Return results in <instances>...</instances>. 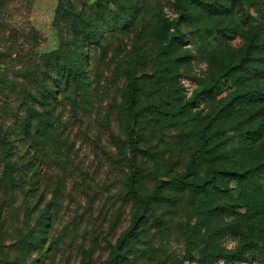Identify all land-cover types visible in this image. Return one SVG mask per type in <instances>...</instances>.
Wrapping results in <instances>:
<instances>
[{
  "label": "trees",
  "instance_id": "16d2710c",
  "mask_svg": "<svg viewBox=\"0 0 264 264\" xmlns=\"http://www.w3.org/2000/svg\"><path fill=\"white\" fill-rule=\"evenodd\" d=\"M174 2L184 10L185 20L195 26V39L203 44V52L210 64V78L202 82L204 88L197 89L191 101L180 105L174 103L175 98L180 100L174 95L178 91L180 68L183 64L189 65L193 56L184 48L185 39L171 32V24L162 13H155L153 20L146 22L139 19L140 7L136 0H94L89 7L82 5L81 8L74 0H59L60 45L38 55L36 43L31 42L28 54H22L23 61L17 66L12 63L13 54L19 59V51L10 45L7 34L12 30L3 21L9 3L0 0V48L3 49H0V223L5 225L11 211L22 226L31 209V195L35 197L40 192L37 200L42 202L47 200V193L53 185L54 189L60 184L62 188L67 186L66 175H61V183L51 181L43 166L51 169L50 159L58 144L55 132L62 125L68 129L72 120L75 128L74 120L79 118L77 115L83 108L92 127L102 122L109 129L110 142L117 151L115 154L109 151L108 159L123 171L122 192L124 198L133 201L134 208L130 226L118 244L110 245L104 264H135L129 256V249L121 247V242L129 243L134 230L150 220L153 198L165 186L190 194L188 199L213 218L215 227H209L210 232H220L226 227L222 218L228 213L233 212L235 219L240 220L238 206L246 207V216L254 219L250 222L256 229V240H242L231 249L206 241L203 247L194 251L197 255L190 250L196 264H218L220 259L233 264L247 255L264 263L263 187L258 183L264 180V144L253 148L264 138V109L261 106L253 111L252 107H246L254 97H264V26L259 22L252 26L253 30L245 33L244 53L241 52L238 59L231 58L225 50L226 38L230 36L228 27L219 25L213 18L222 16L227 24H233L232 13L238 0ZM143 13L145 18L149 17V13ZM234 26L238 29L237 25ZM142 32H145L143 42ZM117 39H122L123 45H117ZM118 46L123 47L117 53ZM122 50L124 55L119 56ZM105 56L106 75L101 68ZM120 80L124 83L118 86ZM242 81L262 83H253L252 86L248 82L241 86ZM226 83H235L239 89L223 97L219 112L224 117H217L216 131L221 134L228 125L237 127V117L247 118L250 122L244 128L240 127L239 133L242 137L254 138L253 145L246 149L242 140L231 142L229 135L220 137L219 134L211 135L216 137V142L210 144L209 128L215 121L197 118L199 145L194 152L191 150L193 153L186 167L174 175L156 170L152 176L154 186L146 187L143 177L146 161L143 158L149 151L140 145L145 131L163 126L164 120L170 121L176 115L182 117V107L187 111L189 103L196 106L194 101L201 92L217 97ZM148 87L154 88L155 95L146 91ZM62 102L70 104L73 112L65 123H62L63 114L57 113ZM154 110H157L156 115L151 114ZM253 114L259 116V121L250 117ZM64 140L68 142V138ZM208 150L215 153L202 170V161ZM61 158L62 163L58 166L68 170L66 159ZM232 180L243 186L247 199L244 205L235 203L230 193ZM48 222L47 215L38 221L41 231L46 230L44 225ZM26 236L33 241L35 229L22 234L23 238ZM48 255L42 253L38 264H46Z\"/></svg>",
  "mask_w": 264,
  "mask_h": 264
},
{
  "label": "rangeland",
  "instance_id": "374dc122",
  "mask_svg": "<svg viewBox=\"0 0 264 264\" xmlns=\"http://www.w3.org/2000/svg\"><path fill=\"white\" fill-rule=\"evenodd\" d=\"M74 1L77 7L81 8L82 5L89 7L94 0ZM136 1L139 2L138 10L141 21L151 22L155 13H162L171 24V32L185 39L184 48L192 54L193 61L189 65L183 64L180 68L179 81L176 86L178 91L174 92L180 100L175 98L174 103L180 105L191 101L195 91L204 88L202 82L205 83L210 78V64L206 58L207 55L203 52V44L195 39V26L185 20L184 10L174 0ZM218 1L222 3L226 0H214V2ZM8 3L3 21L12 30L7 34L10 45L16 51L18 50L20 55L18 59L16 54H13L14 62L12 63H17V66L21 64L22 54L29 52L31 42L36 43L35 51L38 55L50 52L60 45L59 24L62 25V23L58 24L57 21L59 0H8ZM237 4L232 13V17L235 18L233 24H227L222 16L213 18L218 20L219 25L228 27L227 31L230 36L226 38L225 50L232 56L231 58L235 59L240 57L241 52L244 53L247 43L245 33H250L253 30L252 26L258 22L264 26V0H238ZM144 11L149 13V17L145 18ZM234 25H237L238 29L234 28ZM142 34L141 42L144 41L145 32ZM127 41L128 39L125 38L124 42L127 43ZM115 42L117 45L124 43L122 39H117ZM214 43L218 44L215 40ZM122 47L118 46L116 52L118 53ZM256 49L259 50V48ZM262 51H264L263 48ZM124 52L122 50L119 56H123ZM106 57L101 64L104 75L108 74ZM94 62L95 60L92 59L93 64ZM117 82L118 86L124 83L123 80ZM248 82L250 81H242L239 85H247ZM258 82L262 83V81L250 83L253 86ZM239 85L235 87V83L223 84L222 93L217 97L201 92L194 101L196 106L189 103L187 111L182 107V117L176 115L170 121L162 120L163 126L158 125L152 131H145L146 134L140 145L149 151L144 158L142 157L146 161L143 175L146 187L154 186L155 181L152 176L156 170L159 171L158 173L174 175L186 167L195 147L199 145L197 118L206 117L204 118L206 122L214 119L215 122L210 126L209 134L210 136L219 134L216 131V119L218 116L224 117L219 112L222 99L238 90ZM112 87L115 88L114 85ZM146 91L155 95L153 87H148ZM118 97L122 98L120 93ZM251 101L249 105H246L247 108L252 107L253 111H256L262 106L264 109V97H254ZM61 106L57 113L63 114L62 123H65L73 112L71 105L67 102H62ZM156 112L157 110L152 113L150 111L154 115ZM95 114L94 112L93 115ZM77 116L79 118L74 120L75 128L72 126V120L68 129H64L62 125L55 132V140L58 144L57 148L54 146L55 155L53 154L50 159L51 169L48 170L46 166H43L51 181L61 183V175H66L67 186L62 188L60 184L54 189L53 185L47 193L46 201L38 202L40 192L35 197L31 195L29 198L31 209L22 226L19 225L20 221L17 220L16 215H13L11 211L8 212L5 225L0 223V264H36V262L38 264L42 253L47 255L49 253L46 264H104L109 256L110 245L118 244L120 237L130 226L134 216L133 201L124 198L123 171H119L118 167L108 159L109 151L114 154L117 151V148L110 142L109 129L102 122L92 127L91 121L87 120L86 110L83 108ZM250 117L258 121L260 119L257 114ZM235 119L239 125L237 127L226 126L219 136L229 135L230 141L235 143L242 140L246 149H249L255 139L247 135L242 137L239 128H244L250 120L244 117ZM156 120L154 119L153 122ZM65 137L68 138L67 143H65ZM214 142H216V137L211 136L210 144ZM261 143L264 144V138L258 140L253 148ZM212 153L215 152L207 151L206 159L202 161V170L212 158ZM61 157L66 159L68 170H62L58 166L62 163ZM258 183L263 187L261 205L264 206V180ZM229 186L235 203L244 205L247 199L243 186L235 180H232ZM188 197L191 196L187 192H178L169 186L159 189V194L153 198L150 220L134 230L135 234L130 237L129 243L121 242V247L129 249V256L134 259L135 264H196L190 256V250L194 252L203 247L206 241L231 249L242 240L257 239L256 229L251 227L254 224L250 222L254 219L246 216V207L238 206L237 211L241 214L240 220L235 219L233 212L228 213L222 218V224L226 227L220 232H210L209 227H215L213 218L200 211L197 203L191 202ZM35 201H37L36 204ZM45 215L49 217V222L44 225L46 230L41 231L38 221ZM231 224L233 226L228 228ZM34 229L33 241H29L27 236L22 237L27 230ZM194 253L197 255L196 252ZM245 257L233 264H264L252 255ZM218 264L230 263L220 259Z\"/></svg>",
  "mask_w": 264,
  "mask_h": 264
}]
</instances>
